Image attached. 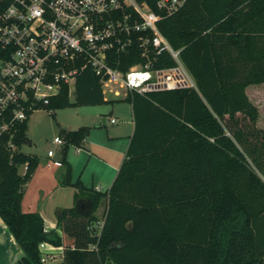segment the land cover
Masks as SVG:
<instances>
[{"label": "trees", "instance_id": "trees-1", "mask_svg": "<svg viewBox=\"0 0 264 264\" xmlns=\"http://www.w3.org/2000/svg\"><path fill=\"white\" fill-rule=\"evenodd\" d=\"M158 25L196 86L128 91L135 126L112 185L73 180L65 161L60 182L76 191L72 206L56 208L61 233L22 206L40 163L21 150L28 118L0 135V216L23 250L11 264H264V127L247 91L264 81V0H187ZM119 57L123 70L145 60L136 49ZM175 64L169 51L154 60ZM75 88L74 99L64 84L44 106L108 101L91 67ZM61 132L67 149L90 126ZM43 242L62 245V260H43Z\"/></svg>", "mask_w": 264, "mask_h": 264}, {"label": "built area", "instance_id": "built-area-1", "mask_svg": "<svg viewBox=\"0 0 264 264\" xmlns=\"http://www.w3.org/2000/svg\"><path fill=\"white\" fill-rule=\"evenodd\" d=\"M186 1L0 0V135L49 104L86 67L101 77L104 91L117 95L121 89L146 93L196 86L180 49L158 25ZM130 49L145 60L123 70L119 55ZM165 51L176 64L154 66ZM54 142L62 146L65 139L56 136ZM47 254L42 253L45 261Z\"/></svg>", "mask_w": 264, "mask_h": 264}, {"label": "crops", "instance_id": "crops-1", "mask_svg": "<svg viewBox=\"0 0 264 264\" xmlns=\"http://www.w3.org/2000/svg\"><path fill=\"white\" fill-rule=\"evenodd\" d=\"M122 90L124 89H121V94L119 95L108 90H103L106 100L119 102H117L116 105H113V107L109 109L108 113L102 109L91 111L90 114L92 120L95 121V124L92 125L88 122H85V124L79 126H90V132L87 139H85V141L81 145L70 144L77 146V156H81V153L85 152L84 154L88 156L89 161L94 158L97 161L102 162L101 164L103 169H101L100 173L96 174V171L93 172L92 186H94L96 190L104 191V186L106 189H108L112 185L120 169V166L126 157V152L130 143L131 135L134 131L135 124L132 104L129 101L123 99L128 92H126L125 90L124 92H122ZM108 93L114 94L113 97H108ZM112 118H116V121L112 122ZM99 123L106 127V131L103 130L101 132V129H95L96 131H93L94 128H97ZM110 125L111 128L109 127ZM65 129L75 128L67 127ZM93 137L97 138L94 139ZM68 148L65 149L63 145L62 147H58V149L61 151L59 155L56 154V151L52 155H49V153H47V155L43 159V164L50 165L52 163L51 161H57L55 158H53L54 156L56 158H59V160L68 161ZM79 158L80 159H78V161H81V157ZM74 161H77L75 157ZM39 166L40 163L30 181L26 184L22 206L24 211H39L45 219L46 229H56L61 233V230L58 228L57 224L58 220L56 215V208L58 206H72L74 204V194L76 188L74 186H64L61 184L60 180L64 175V172H66L67 170V168H65L63 172L57 174V178L55 177L54 179V186L50 188L46 196H42L38 193V195H35L33 201L30 200L28 196V189L36 176V172ZM25 169L26 165H22L20 167V170L22 172H24ZM83 182L85 184L84 179ZM102 205L105 211L106 202L104 201L98 208V216L99 209ZM100 222H102V219L100 220ZM63 250L64 247L62 245L58 246L50 242H45V246L43 248V251L48 253V259L53 258L55 255L59 256V259L54 261L62 260ZM22 254V248L19 246L14 235L9 231L6 223L0 216V264H11Z\"/></svg>", "mask_w": 264, "mask_h": 264}, {"label": "rangeland", "instance_id": "rangeland-1", "mask_svg": "<svg viewBox=\"0 0 264 264\" xmlns=\"http://www.w3.org/2000/svg\"><path fill=\"white\" fill-rule=\"evenodd\" d=\"M247 91L251 99L259 107V119L258 125L264 127V81L260 83H255L247 87ZM124 92V90H122ZM76 88L75 83L71 84L70 96L72 99L75 98ZM114 94L108 93L107 96L112 98ZM119 101H105L99 104H87V105H70L61 108H55L54 114L46 106H41L34 109L28 117V127H27V136L29 137L28 142H23L21 145V150L27 153H35L40 156V166L36 172V176L29 186L28 196L29 199L33 201L35 195L38 193L42 196H46L51 187L54 186V179L57 178V174L63 172L67 168V163L59 158H55L57 161H51L50 165L43 164V159L48 153L49 149H52L56 154L59 155L61 151L58 147H62L54 142L56 136H63L62 129L67 127L78 128L80 125L88 122L89 124L94 125L95 121L92 120L91 111L102 109L109 112V109L116 105ZM95 127V126H94ZM111 128V125L109 126ZM106 131V127L98 124L97 128ZM94 139L97 137H93ZM77 146L70 145L67 150L68 163L71 165L72 169V178L76 180L81 176V179L85 181V184L89 187L92 186L93 172L96 171V174H99L102 168V162L97 161L92 158L89 161L88 156L81 153V156L76 154ZM76 155V156H75ZM87 156V157H86ZM77 159V161H74ZM81 161H78L80 159ZM97 158V157H95ZM22 172V171H21ZM66 172H64L65 174ZM106 189L105 186L103 187ZM44 192V193H43ZM104 207L103 205L99 209V218L100 220L104 218ZM101 224V222H100ZM59 259L58 255H55L47 261H54Z\"/></svg>", "mask_w": 264, "mask_h": 264}]
</instances>
